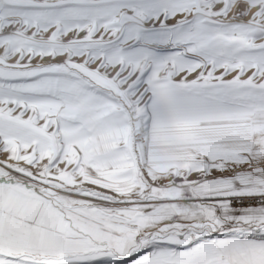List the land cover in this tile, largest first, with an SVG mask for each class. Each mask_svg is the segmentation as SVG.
Instances as JSON below:
<instances>
[{"label": "snow or ice", "instance_id": "snow-or-ice-1", "mask_svg": "<svg viewBox=\"0 0 264 264\" xmlns=\"http://www.w3.org/2000/svg\"><path fill=\"white\" fill-rule=\"evenodd\" d=\"M0 264H264V0H0Z\"/></svg>", "mask_w": 264, "mask_h": 264}]
</instances>
